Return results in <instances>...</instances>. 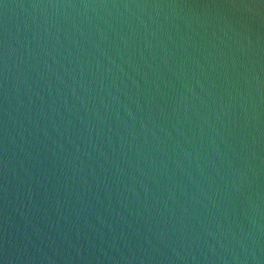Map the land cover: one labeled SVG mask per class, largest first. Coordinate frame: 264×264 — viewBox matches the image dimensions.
<instances>
[{
    "label": "water",
    "instance_id": "water-1",
    "mask_svg": "<svg viewBox=\"0 0 264 264\" xmlns=\"http://www.w3.org/2000/svg\"><path fill=\"white\" fill-rule=\"evenodd\" d=\"M0 264H264V0H0Z\"/></svg>",
    "mask_w": 264,
    "mask_h": 264
}]
</instances>
